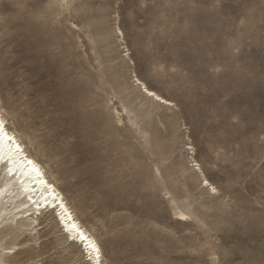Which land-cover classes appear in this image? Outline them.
<instances>
[{
  "label": "rangeland",
  "instance_id": "rangeland-1",
  "mask_svg": "<svg viewBox=\"0 0 264 264\" xmlns=\"http://www.w3.org/2000/svg\"><path fill=\"white\" fill-rule=\"evenodd\" d=\"M0 114L103 264H264V0H0ZM33 217L0 264H89Z\"/></svg>",
  "mask_w": 264,
  "mask_h": 264
},
{
  "label": "bare ground",
  "instance_id": "bare-ground-1",
  "mask_svg": "<svg viewBox=\"0 0 264 264\" xmlns=\"http://www.w3.org/2000/svg\"><path fill=\"white\" fill-rule=\"evenodd\" d=\"M135 80L146 95L152 96L155 99L159 97L157 100L167 102L156 92L148 89L141 81ZM0 121H4L1 114ZM5 131L9 136L14 137V143L5 142L2 154H0L1 221H5V218L8 217L12 220L15 219L16 227H18L19 221L21 224L29 226L35 220L33 215L41 214L44 210L47 212L53 211L57 224L61 227L65 238L70 239L84 251L88 263L103 264L102 255L100 254L101 250L95 238L72 217L61 192L53 183L45 178L38 162L30 155L24 154L22 145L18 142L13 131H9L6 128ZM26 213L28 218L24 222L22 218ZM175 214L178 217L185 216L181 211ZM16 227L8 226L7 230L10 228L16 229Z\"/></svg>",
  "mask_w": 264,
  "mask_h": 264
},
{
  "label": "snow or ice",
  "instance_id": "snow-or-ice-1",
  "mask_svg": "<svg viewBox=\"0 0 264 264\" xmlns=\"http://www.w3.org/2000/svg\"><path fill=\"white\" fill-rule=\"evenodd\" d=\"M157 99H159V97H157ZM5 128H6V125L4 124V122L0 121V154H2L3 145L5 142L14 143V137L9 136L7 132L5 131ZM205 183H207V181H205ZM211 190L212 192H216V188H212Z\"/></svg>",
  "mask_w": 264,
  "mask_h": 264
}]
</instances>
